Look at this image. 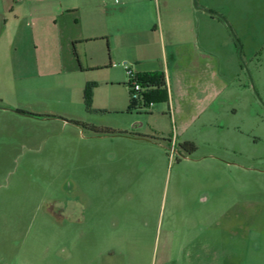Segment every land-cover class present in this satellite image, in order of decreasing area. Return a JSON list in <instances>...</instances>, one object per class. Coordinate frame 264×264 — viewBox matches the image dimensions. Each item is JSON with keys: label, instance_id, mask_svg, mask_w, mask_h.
Wrapping results in <instances>:
<instances>
[{"label": "rangeland", "instance_id": "rangeland-1", "mask_svg": "<svg viewBox=\"0 0 264 264\" xmlns=\"http://www.w3.org/2000/svg\"><path fill=\"white\" fill-rule=\"evenodd\" d=\"M189 1L224 19L225 49L218 22L211 27L225 91L207 81L215 63L199 53L181 69L170 47L171 100L153 107L132 106L125 62L112 59L107 41L79 47L77 70L48 62L51 50L27 22L17 46L0 48V264H161L157 234L143 226L117 223L106 239L94 236V218L109 208L115 220L141 217L149 187L167 207L190 195L212 205L225 219V264H264V18L253 25L248 0H234L240 10L232 0ZM158 2L163 9V0H133L131 27L151 7L158 23ZM153 30L144 35L158 39Z\"/></svg>", "mask_w": 264, "mask_h": 264}, {"label": "crops", "instance_id": "crops-1", "mask_svg": "<svg viewBox=\"0 0 264 264\" xmlns=\"http://www.w3.org/2000/svg\"><path fill=\"white\" fill-rule=\"evenodd\" d=\"M132 1L124 0L125 6L117 7L113 5V0H0V14L8 16L6 26L0 33V48L4 44L15 46L21 28L27 22L32 27L36 44L40 42L43 48L51 50L50 57L46 58L48 62L77 70L80 64L79 47L107 41L111 45L113 60L136 64V74L163 72L170 89L177 77L168 61L167 47H170L172 63L181 69L190 66L199 53L206 61L215 63V71L210 70L209 64L206 65L212 71L207 81H210L213 89L218 87L220 91H225V60L215 50L216 42L212 38L211 27L218 22L220 46L225 49V23L221 16L209 12L214 11L212 6L205 3L203 10L195 11L189 0L182 2L183 8L178 6L176 0H163L164 10L162 2L155 3L158 23L154 20L151 7L149 13L139 11L138 17L142 19L137 26L131 27L128 15L137 11L132 7ZM248 1L254 7L253 25H259L262 21L258 20L264 18V0ZM231 5L240 10V5L234 0ZM230 15L225 13V17L237 27L235 17ZM152 27L158 39L144 35ZM235 29L241 35V28L238 26ZM47 31H50L48 36H36L38 32ZM136 34L139 35L137 40L132 37ZM153 64L156 67L149 69L148 66ZM170 100L169 93L167 102ZM133 139L161 146L156 140L145 136ZM147 190L151 191L152 201L143 205L141 217H135L134 221L115 220L113 209L109 208L102 217L94 218V236L106 239L109 235L106 227L115 231L113 227L117 223L121 226H143L145 236L157 234L156 250L157 253L160 251L161 264H214V261L216 264H225V219L214 218L213 207L208 201L199 199L196 202L195 196L189 194V201L175 200L167 207L163 197L156 196L153 187ZM99 209H94L97 215ZM81 218L85 222V217ZM99 251L101 256L105 254L102 249Z\"/></svg>", "mask_w": 264, "mask_h": 264}, {"label": "trees", "instance_id": "trees-1", "mask_svg": "<svg viewBox=\"0 0 264 264\" xmlns=\"http://www.w3.org/2000/svg\"><path fill=\"white\" fill-rule=\"evenodd\" d=\"M138 80L141 83L142 91L139 93L140 99L134 98V91L130 85V95L132 98V106L141 105L142 103L145 106L149 104L164 103L168 101L169 92L167 89L166 76L163 72H146L138 74ZM109 134L116 135L117 133ZM123 134V133H122ZM186 148L188 147L190 153H193L197 150L196 146L193 143H186Z\"/></svg>", "mask_w": 264, "mask_h": 264}, {"label": "built area", "instance_id": "built-area-1", "mask_svg": "<svg viewBox=\"0 0 264 264\" xmlns=\"http://www.w3.org/2000/svg\"><path fill=\"white\" fill-rule=\"evenodd\" d=\"M122 66L124 67V69L126 70V73L130 79V86L133 89L135 95L134 98L135 99H140L139 97V93H141L142 91V87H141V83L138 80V74L134 73L132 69H130L129 64L128 63H123ZM167 82V80H166ZM167 89H168V84H167ZM169 91V90H168ZM153 103L149 104V107H153Z\"/></svg>", "mask_w": 264, "mask_h": 264}]
</instances>
